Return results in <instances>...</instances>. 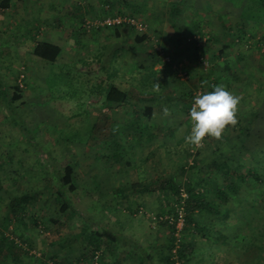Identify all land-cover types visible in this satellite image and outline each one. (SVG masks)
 Returning a JSON list of instances; mask_svg holds the SVG:
<instances>
[{
	"label": "rangeland",
	"instance_id": "1",
	"mask_svg": "<svg viewBox=\"0 0 264 264\" xmlns=\"http://www.w3.org/2000/svg\"><path fill=\"white\" fill-rule=\"evenodd\" d=\"M47 1L29 3L39 26L52 14ZM54 1L64 4L59 13L68 10L77 26L84 16L121 11L146 28L142 33L128 27L93 29L79 46L61 43L55 65L24 58L20 71L12 59L0 57V90L5 87L8 97L16 87L21 91L12 104L0 94V230L19 247L17 259L0 262L93 264L84 233L107 229L120 241L109 250L102 240L97 264H165L170 231L156 215L176 205V197L167 185L161 190L160 181L176 179L184 191L186 182H207L215 165L226 162L238 173L257 167L263 181H247L220 201L225 217L196 216L212 229L187 239L190 256L176 264H264V248L253 239L264 240V164L257 163L264 159V0ZM79 1L88 8L85 15L74 13ZM58 20L65 31L67 21ZM143 34L145 40L136 42ZM193 42L203 47L201 53ZM9 74L14 78L6 79ZM127 79L131 92L144 91V97L133 108L103 107L107 90L126 89ZM221 85L239 97L237 123L226 126L220 138L205 136L194 146L186 139L193 95ZM142 105L154 110L148 121L138 112ZM103 134V142L119 145L117 157L103 145ZM66 165L77 189L64 190L71 209L62 211L55 191ZM138 184L142 188L134 192ZM25 194L31 198L22 226L9 217V205ZM182 236L181 231L178 241Z\"/></svg>",
	"mask_w": 264,
	"mask_h": 264
},
{
	"label": "trees",
	"instance_id": "2",
	"mask_svg": "<svg viewBox=\"0 0 264 264\" xmlns=\"http://www.w3.org/2000/svg\"><path fill=\"white\" fill-rule=\"evenodd\" d=\"M7 0H3L0 2V7L6 6ZM81 6V5H80ZM78 6V7H80ZM111 6H108V8ZM140 8V7H139ZM139 8H134V12L139 10ZM75 11L78 16H81L82 11L81 9H76L74 7ZM86 8L85 10H87ZM122 12L118 13H104L103 16H113V15H120ZM179 14V10L176 8L174 10L173 15ZM176 17V16H175ZM85 20L83 23L78 27L79 31L72 34V40L74 41V45L79 46L80 41L84 34H86L85 30ZM125 27V26H124ZM171 27L176 30V24L175 20L172 21ZM83 31V32H80ZM196 34V33H195ZM174 35L179 38V35L174 33ZM146 38V35L143 34L140 37H136V42H143ZM183 38V37H182ZM203 38L199 36L198 44L201 42ZM193 42V49L199 51V53L202 52L203 47L197 48ZM199 46V45H198ZM222 51L219 52V55H222ZM61 54V49L54 45L49 44L46 42H37L35 43L33 49H32V55L41 61H44L50 65L56 64V62L59 59V56ZM228 69V68H227ZM213 88L209 89V92L212 91ZM20 89L18 87L15 88L14 93L8 97L6 93L0 92L2 95V98L4 99L5 103L8 102L12 104L13 102L20 100ZM126 101V94L121 92L115 87H110L105 95V103L111 104H122ZM142 116L148 121L152 117V109L147 108L144 109ZM149 127L146 126L145 129H148ZM114 134V133H113ZM110 137V136H107ZM104 134L102 135V143L107 148H110L113 152V156H118V151L120 149L119 145L116 141L112 139L111 143H105L103 142ZM115 162H119V160H115ZM258 166L264 164L263 161H258ZM198 163H194L193 165H197ZM216 170L210 171L207 182L201 181L199 183H190L191 181H188L185 183V189L184 193L186 195V198H181V188L178 187L176 179H167L160 181V189L163 191H166L167 188L164 187V185L168 186V190L172 192V195L176 197V205H172L170 209H168L165 213H162V215H156L157 219L160 217L170 216L173 217L177 216L176 209L182 207L183 213H184V226L182 229V238L181 241L175 238L174 236V227L172 225H169L167 221H161L159 224H161L164 227H167L170 231L169 239L167 244L165 245V251L167 252V255L163 257V262L165 264H176L178 261H187L190 253H191V243L187 241V239H190L194 233H200L204 235L203 231L207 229H212V226L210 223H201V221L196 220L195 217H205L209 215H220L222 217H225V210L223 206L221 205V202H224L229 194H233L239 191L240 185L243 183L250 181L253 183V185H257L261 182L262 178L260 175V171L257 167H249L245 173H238L237 167L226 164V162L215 165ZM59 186L56 189V197L57 200L61 203V210L71 209L70 203L68 202L64 190H68L70 192H74L77 187L75 185V178L73 176V169L70 165H66L63 167L61 174H59ZM221 180L220 185L217 184V181ZM263 181V180H262ZM197 184V185H196ZM196 185V186H195ZM133 191L136 192L140 188H142L141 185H133ZM137 189V190H136ZM31 197L29 195H22L20 197H15L10 201L9 205V217L11 219L17 220V222H20L22 226L23 220H25L27 217H25L24 214V208L27 205L29 199ZM221 201V202H220ZM264 211V209H263ZM23 212V213H22ZM20 215V216H19ZM34 224L36 222L33 221ZM3 227V226H2ZM1 227V228H2ZM86 236L88 244L92 247V253L93 256L95 253H97L101 248L102 240H105L108 244L109 250H111V247L117 246L120 239L118 236L107 229H103L102 231L98 232H90L86 231L84 233ZM20 242L24 243L22 235L18 237ZM253 239H258L260 241L259 247L264 248V240L262 236H259L258 238L253 236ZM111 244V245H110ZM19 247H16L15 242L13 240H10L7 236L3 235V232L0 230V261L7 260L10 256L12 259H17V256L14 254L18 250ZM176 249V254L174 258L172 254V250ZM94 252V253H93ZM1 263V262H0ZM2 264V263H1Z\"/></svg>",
	"mask_w": 264,
	"mask_h": 264
},
{
	"label": "crops",
	"instance_id": "3",
	"mask_svg": "<svg viewBox=\"0 0 264 264\" xmlns=\"http://www.w3.org/2000/svg\"><path fill=\"white\" fill-rule=\"evenodd\" d=\"M30 2H34V0H7L6 6L0 7V57L3 56L2 59H12L15 65H20V71L23 66L24 58L29 59L31 63L35 62L34 59H36V57L32 55V49L35 43L46 42L49 44H54L60 49L61 46L59 45H61V43H68L70 46H72L74 45V41L72 40V34L78 32V27H80V25L77 26L76 22L74 21L72 15L68 12V10H65L67 11V13H59L64 4H60L59 2H56L54 0L47 1L49 13H52L50 14L51 16L49 17V20L44 21L46 25L42 24L41 26H39V17H32L34 11L32 9L35 5L29 4ZM19 3L25 4L19 5ZM80 5V1L78 3L76 2L75 8L79 10L81 9L82 14L85 15L84 13L86 11L84 10V8L78 7ZM36 12L37 11L35 10V14H37ZM60 16H63L64 20L67 21L66 23H64L65 25H67V29L65 31L58 20ZM70 18H72V20ZM37 19L38 21L36 22ZM85 19L86 17L84 16V20ZM35 23L39 26L38 29L34 27ZM60 34H63V36ZM9 47H13V50ZM62 54L63 53L61 49L60 56H62ZM7 78H14V76L9 74L6 75V79ZM102 80L103 78H101V81ZM130 82L132 81L127 79V87H129L128 84ZM113 87L126 94V101L122 103V105L125 104L133 108V106H136V103L139 101V99H142L144 97V91L134 90L133 92H131V90H133L132 87H129L130 89H128L127 87L126 89H120L114 85ZM1 91L4 93L7 92L5 87L1 88L0 92ZM133 93L135 94V96L133 95ZM142 101L143 100H141V102ZM115 104L116 103H104L103 107L110 108L111 106L113 107ZM147 108L152 109L153 115L154 110L150 105H142L139 108L138 112L142 114L144 109ZM131 127L133 128L134 125H132Z\"/></svg>",
	"mask_w": 264,
	"mask_h": 264
},
{
	"label": "clouds",
	"instance_id": "4",
	"mask_svg": "<svg viewBox=\"0 0 264 264\" xmlns=\"http://www.w3.org/2000/svg\"><path fill=\"white\" fill-rule=\"evenodd\" d=\"M157 89L161 87L156 84ZM239 97L224 86H215L210 92L197 95L189 111L192 126L187 141L201 145L205 136L220 138L226 126L237 123L236 113ZM167 113V110H165Z\"/></svg>",
	"mask_w": 264,
	"mask_h": 264
},
{
	"label": "built area",
	"instance_id": "5",
	"mask_svg": "<svg viewBox=\"0 0 264 264\" xmlns=\"http://www.w3.org/2000/svg\"><path fill=\"white\" fill-rule=\"evenodd\" d=\"M85 30L86 32H90L91 30H98V29H103V28H111V27H128L137 33H142L145 31L146 25L145 23L138 19L135 16L131 15H113V16H102L100 18H95V19H90L85 21ZM21 79H23V75L21 74L18 79V85L21 87ZM203 94L200 90L196 93H194L193 98L197 95ZM193 98H192V103H193ZM192 103L190 105V108L192 106ZM181 198H186V195L184 191L181 190ZM177 216L173 217L172 215L170 216H165V217H160L157 219V221H167L169 225H172L174 227V236L177 237L180 235L183 226H184V213H183V208L180 207L176 209ZM157 218V217H156ZM172 254L174 258L176 254V249L172 250ZM98 255L99 253H95L93 257V264H97L98 260Z\"/></svg>",
	"mask_w": 264,
	"mask_h": 264
}]
</instances>
